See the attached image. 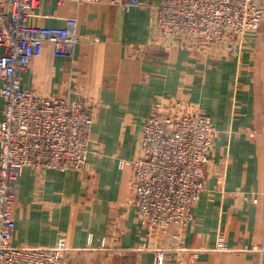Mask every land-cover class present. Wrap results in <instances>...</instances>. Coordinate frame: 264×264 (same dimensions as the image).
Masks as SVG:
<instances>
[{"label":"crops","instance_id":"crops-1","mask_svg":"<svg viewBox=\"0 0 264 264\" xmlns=\"http://www.w3.org/2000/svg\"><path fill=\"white\" fill-rule=\"evenodd\" d=\"M42 0L29 24L78 21L72 54L54 45L21 74L39 95L71 96L94 115L88 169L25 166L18 179L12 243L61 249L68 264H259L264 249V24L245 37L179 44L155 29L167 0ZM264 6V0H257ZM4 51L0 46V53ZM0 80V122L4 116ZM200 108L214 125L205 189L191 221L149 233L133 192V168L157 103ZM1 155V142H0Z\"/></svg>","mask_w":264,"mask_h":264},{"label":"built area","instance_id":"built-area-1","mask_svg":"<svg viewBox=\"0 0 264 264\" xmlns=\"http://www.w3.org/2000/svg\"><path fill=\"white\" fill-rule=\"evenodd\" d=\"M95 2L102 0H75ZM110 3L118 0H105ZM42 0H0V80L4 116L0 122V264H68L61 249L12 243L16 230L13 209L18 179L25 166L88 169L90 127L94 115L88 105L71 96L39 95L23 86L21 74L46 43L57 56L73 53L80 41L78 21L63 27L29 24L31 11ZM127 0L125 9L138 5ZM264 24V6L257 0H167L155 9V29L179 44L204 38L208 44L256 33ZM215 128L200 108L184 111L173 102L157 103L142 133L141 154L122 160L133 168V192L140 219L149 233L184 228L205 189ZM259 264H264L261 249ZM164 251L156 264H164Z\"/></svg>","mask_w":264,"mask_h":264}]
</instances>
